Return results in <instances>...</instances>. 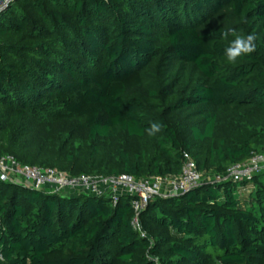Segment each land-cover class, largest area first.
<instances>
[{"label":"trees","instance_id":"obj_1","mask_svg":"<svg viewBox=\"0 0 264 264\" xmlns=\"http://www.w3.org/2000/svg\"><path fill=\"white\" fill-rule=\"evenodd\" d=\"M256 36L229 62L221 30ZM162 125L149 136L152 123ZM203 176L264 155V0H13L0 155L72 177ZM0 181V264H264V172L155 197ZM144 235V237H142Z\"/></svg>","mask_w":264,"mask_h":264},{"label":"built area","instance_id":"obj_2","mask_svg":"<svg viewBox=\"0 0 264 264\" xmlns=\"http://www.w3.org/2000/svg\"><path fill=\"white\" fill-rule=\"evenodd\" d=\"M261 172H264V155H253L245 163L230 166L223 174L203 177L197 171L196 165L190 156L184 153L179 174L164 178L151 177L136 180L127 175L109 178L86 175L72 177L53 169L21 166L11 156L0 155V181L2 182L24 184L34 190L49 192L73 191L77 195L105 196L112 201V204H116L121 196L132 197L131 205L134 217L131 226L136 231H140L139 213L155 197L179 196L200 185L225 180L240 183Z\"/></svg>","mask_w":264,"mask_h":264},{"label":"clouds","instance_id":"obj_3","mask_svg":"<svg viewBox=\"0 0 264 264\" xmlns=\"http://www.w3.org/2000/svg\"><path fill=\"white\" fill-rule=\"evenodd\" d=\"M221 36L228 41L224 49V55L229 62L235 63L239 58L248 56L256 51V36L253 33L243 34L235 28L229 27L221 30ZM162 125L152 123L146 130L149 136L160 132Z\"/></svg>","mask_w":264,"mask_h":264},{"label":"water","instance_id":"obj_4","mask_svg":"<svg viewBox=\"0 0 264 264\" xmlns=\"http://www.w3.org/2000/svg\"><path fill=\"white\" fill-rule=\"evenodd\" d=\"M13 0H0V12L7 9L9 3H11Z\"/></svg>","mask_w":264,"mask_h":264},{"label":"crops","instance_id":"obj_5","mask_svg":"<svg viewBox=\"0 0 264 264\" xmlns=\"http://www.w3.org/2000/svg\"><path fill=\"white\" fill-rule=\"evenodd\" d=\"M61 193H64L65 194V196H77V194L76 193H74L73 191H65V192H61Z\"/></svg>","mask_w":264,"mask_h":264},{"label":"rangeland","instance_id":"obj_6","mask_svg":"<svg viewBox=\"0 0 264 264\" xmlns=\"http://www.w3.org/2000/svg\"><path fill=\"white\" fill-rule=\"evenodd\" d=\"M26 185H28V184H26ZM61 195H65L64 193H62Z\"/></svg>","mask_w":264,"mask_h":264}]
</instances>
